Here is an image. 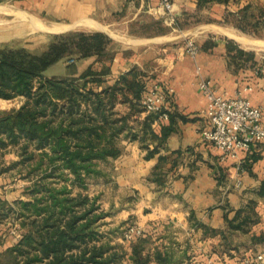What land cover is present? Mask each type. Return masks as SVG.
<instances>
[{
  "label": "crops",
  "instance_id": "crops-1",
  "mask_svg": "<svg viewBox=\"0 0 264 264\" xmlns=\"http://www.w3.org/2000/svg\"><path fill=\"white\" fill-rule=\"evenodd\" d=\"M174 2L176 18L172 23L158 0H0V10H11L14 13L9 14L17 19L27 16L47 25H64L61 31L89 28L112 39L110 61L92 55L71 59L74 64L67 67L66 59H61L49 68L59 71L52 75H79L88 68L99 71L108 66L104 79L112 83L138 67L149 83L159 84L166 92L169 118L152 122L156 136L152 138L139 125L138 136L123 139L120 155L110 159L117 186L137 194L145 229L162 230L161 236L145 230L149 236L144 239L150 245L146 249L148 264H236L245 259L247 264H264V196L260 193L264 142L240 151V164L232 157L221 159L220 151L200 134L207 126L202 113L207 100L198 87V80L206 78L217 93L231 98L241 91L253 105L264 109V60L255 50L235 42L236 46L229 45L230 38L219 37L214 31L196 41L197 26L181 23L195 12L196 0ZM207 8L222 16L229 5L215 2L202 9ZM154 26L163 30L153 32ZM189 38L199 48L195 57L186 48ZM238 49L251 52V56L239 54ZM12 180L0 189L3 201L26 198L23 185L16 177ZM238 181L241 184L237 186ZM9 223L0 224V252L21 234L19 224ZM232 223H241V228H233ZM170 228L185 234L170 235ZM233 234H239L245 245L239 253L229 239ZM258 254H263L260 261Z\"/></svg>",
  "mask_w": 264,
  "mask_h": 264
},
{
  "label": "trees",
  "instance_id": "trees-1",
  "mask_svg": "<svg viewBox=\"0 0 264 264\" xmlns=\"http://www.w3.org/2000/svg\"><path fill=\"white\" fill-rule=\"evenodd\" d=\"M239 1L196 0V9ZM249 6L250 2L241 9ZM177 25L182 26L180 21ZM111 44L103 32L79 31L41 54L24 47L0 53V98H22L16 110L0 115V166L10 147L19 157L0 167V175L16 170L28 181L23 188L26 198L0 199V224L14 217L21 231L18 240L0 252V264H113L115 256L101 242L97 223L105 213L98 212L96 197L84 189L89 178L103 176V163L120 155L123 139L138 136L139 125L156 136L150 126L157 115L146 113L140 119L145 112L140 100L151 83L138 67L112 83L104 79L108 66L72 76L45 74L69 55L110 61ZM260 193L264 196V182ZM231 225L241 228V223ZM142 253L135 247L134 264H148V255Z\"/></svg>",
  "mask_w": 264,
  "mask_h": 264
},
{
  "label": "rangeland",
  "instance_id": "rangeland-1",
  "mask_svg": "<svg viewBox=\"0 0 264 264\" xmlns=\"http://www.w3.org/2000/svg\"><path fill=\"white\" fill-rule=\"evenodd\" d=\"M248 2H250V6L246 9H241ZM200 10L203 11L201 12ZM6 11L7 10L3 9L0 10V53L6 48L24 47L29 52L41 54L48 51L54 43L60 42L62 38L67 37L73 32H93L88 30L89 28H85L84 30L67 29L65 31H55L49 27H45L41 21L39 23V20L35 23L32 18L27 16L17 19L15 14H9L10 12H14L11 10L10 12ZM219 13L220 11L217 13L211 8L196 9L195 12L191 13L190 16H187L185 20H181V23L183 26H186L187 24L194 27L197 26V29H195L196 33L194 32V39H196V41H199L198 39L201 35L209 33V31H214L218 33L217 35L219 37H228L242 47L255 50L262 56L261 59L264 60V0H240L238 3H230L229 8H225L222 16H220ZM219 22H221V24ZM223 22H225V24H222ZM203 25H205L204 29L198 28ZM215 25L250 39L261 40L263 45L259 47L247 46L231 37L226 31L224 32V30H222V32L221 30L215 29ZM162 28L161 26H154L152 31L160 32L163 30ZM63 59H66V66L69 67L74 64L71 59L76 58L74 55H69ZM52 65H50V67ZM49 68L45 71L46 75H52L53 73L51 72H59L58 69L54 68L55 71H53V68L50 70ZM21 103L22 98H0V115L13 112ZM18 158L16 148L10 147L5 152L3 160L5 163H3V165L10 166L12 162ZM3 165L0 167L2 168ZM101 167L104 169L103 176L89 178L84 191L91 197H96V201L100 207L98 212L105 213L97 223L99 233L102 235L101 242H105L109 247V254L112 253V257L115 256L113 258L115 259L113 264H131L130 260L135 247L141 249L143 252L141 254L142 256L146 255V249L150 247V245L146 244V241L141 240L145 238V236H149L145 235V230L148 232L151 230L152 235L156 236L163 235L162 230L161 228L155 231H153L154 229H145V226L142 224L144 221L142 205L137 201V194L128 189L117 186L115 178H113L112 161L109 160L103 163ZM1 177L3 183L0 184V189L3 188V185H7L5 181L12 183L13 177H16L17 180L15 181L20 182V185H23V187L28 184V181L17 174L16 170L3 172ZM9 222V224L12 225L17 223L14 217H11ZM132 225L142 227L144 233L140 236L133 237L132 239L124 238V231ZM168 231H170V235L185 234L179 228H170ZM229 239L232 241L231 245H233L234 250H236L237 253H239L245 246L242 242V237L239 236V234H233ZM132 264H134L133 261Z\"/></svg>",
  "mask_w": 264,
  "mask_h": 264
},
{
  "label": "built area",
  "instance_id": "built-area-1",
  "mask_svg": "<svg viewBox=\"0 0 264 264\" xmlns=\"http://www.w3.org/2000/svg\"><path fill=\"white\" fill-rule=\"evenodd\" d=\"M158 2L167 14L169 23L174 22L176 18L174 0H158ZM186 48L192 57H195L199 50L192 38L187 40ZM198 87L207 100L206 106L202 110L207 119V126L200 131L203 141L212 144L220 151L221 159L232 157L237 159L240 164V151H248L253 145L264 142L263 107L253 105L241 91L231 98L217 93L210 80L206 78L198 80ZM247 89L244 88V90ZM140 102L145 112L156 114L158 120L169 118L167 95L159 84L149 85ZM240 184V181L236 183L237 186ZM143 233L142 227L132 225L124 231L123 237L132 239ZM256 259L262 260L263 254L256 255ZM248 262L249 260L245 259L237 261L236 264H247Z\"/></svg>",
  "mask_w": 264,
  "mask_h": 264
},
{
  "label": "bare ground",
  "instance_id": "bare-ground-1",
  "mask_svg": "<svg viewBox=\"0 0 264 264\" xmlns=\"http://www.w3.org/2000/svg\"><path fill=\"white\" fill-rule=\"evenodd\" d=\"M35 21V20H34ZM42 22V21H41ZM36 23V21H35ZM40 23V21H39ZM42 24L45 26V27H49L55 31H58V30H62V29H65L64 25L63 26H59V25H47L45 23L42 22ZM40 27V26H39ZM219 29V28H218ZM221 29V28H220ZM224 30V29H223ZM227 32L229 33V35L231 37H233L234 39H236L237 41L247 45V46H251V47H259V46H262L263 45V42L261 40H257V39H250V38H247L243 35H239L235 32H231V31H228V30H224V32Z\"/></svg>",
  "mask_w": 264,
  "mask_h": 264
}]
</instances>
